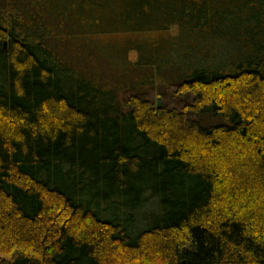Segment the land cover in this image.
Listing matches in <instances>:
<instances>
[{"label": "trees", "instance_id": "obj_1", "mask_svg": "<svg viewBox=\"0 0 264 264\" xmlns=\"http://www.w3.org/2000/svg\"><path fill=\"white\" fill-rule=\"evenodd\" d=\"M0 264H264V0H0Z\"/></svg>", "mask_w": 264, "mask_h": 264}, {"label": "rangeland", "instance_id": "obj_2", "mask_svg": "<svg viewBox=\"0 0 264 264\" xmlns=\"http://www.w3.org/2000/svg\"><path fill=\"white\" fill-rule=\"evenodd\" d=\"M40 13L42 14L41 11L38 14H40ZM38 17H39V15H38ZM173 37H174V32L172 34H170L169 36H168V34L167 35H162V34H158V33H147V34H144V35H136V36L135 35H132V36L131 35H126V34H114V35H110V36H107V35L106 36H98V38L96 40L98 41V39H99L100 44L101 43L108 44L109 46L106 45V47L107 48L110 47V49H111V48H114V47H112V46H115L114 44H116V46H118V48H120L123 43H130V44L135 43V44H138L139 42H143L144 43V40H147L146 43H148V45L155 46L156 42L159 43V41H161L163 39H168L169 40V39H172ZM85 43L87 44V41H85ZM129 48H130V46L123 45L122 48H120V49L122 50V52H127L129 50ZM153 48H155V47H152L151 49H153ZM92 49H93V47H92ZM94 53H95L94 55L96 57L97 56L98 57L102 56L105 59V61L107 63H109L108 55H110L112 53L111 51L110 52H108V51L99 52V53H97V51L96 52L94 51ZM172 53L175 56L174 52H172ZM105 55H107V56H105ZM111 58H112V56H111ZM158 92H160V93H159L158 96H156V94ZM166 92H163L160 89L154 90V92L149 93V94H151L150 101L153 102L154 105L158 106V100H160L161 101V107L163 106V107H165L168 110H170V109H174V110L180 109L181 105L183 103H182V101L180 102L176 98V96L174 95V90H169V92L167 94H166Z\"/></svg>", "mask_w": 264, "mask_h": 264}, {"label": "water", "instance_id": "obj_3", "mask_svg": "<svg viewBox=\"0 0 264 264\" xmlns=\"http://www.w3.org/2000/svg\"><path fill=\"white\" fill-rule=\"evenodd\" d=\"M160 107H161V101L158 100V108H160Z\"/></svg>", "mask_w": 264, "mask_h": 264}, {"label": "bare ground", "instance_id": "obj_4", "mask_svg": "<svg viewBox=\"0 0 264 264\" xmlns=\"http://www.w3.org/2000/svg\"><path fill=\"white\" fill-rule=\"evenodd\" d=\"M157 108H158V106H157Z\"/></svg>", "mask_w": 264, "mask_h": 264}]
</instances>
